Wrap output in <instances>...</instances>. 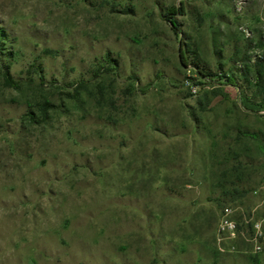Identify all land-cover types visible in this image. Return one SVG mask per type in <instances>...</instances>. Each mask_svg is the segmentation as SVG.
Masks as SVG:
<instances>
[{
  "label": "rangeland",
  "instance_id": "obj_1",
  "mask_svg": "<svg viewBox=\"0 0 264 264\" xmlns=\"http://www.w3.org/2000/svg\"><path fill=\"white\" fill-rule=\"evenodd\" d=\"M262 66L264 0H0V264H264Z\"/></svg>",
  "mask_w": 264,
  "mask_h": 264
},
{
  "label": "trees",
  "instance_id": "obj_2",
  "mask_svg": "<svg viewBox=\"0 0 264 264\" xmlns=\"http://www.w3.org/2000/svg\"><path fill=\"white\" fill-rule=\"evenodd\" d=\"M256 73H257V78L261 79L262 81H264L263 80L264 79V66L258 68L256 70ZM4 84L7 87H10V88H16L17 87V84L13 81V79L10 77V75L8 73H6L4 75Z\"/></svg>",
  "mask_w": 264,
  "mask_h": 264
},
{
  "label": "built area",
  "instance_id": "obj_3",
  "mask_svg": "<svg viewBox=\"0 0 264 264\" xmlns=\"http://www.w3.org/2000/svg\"><path fill=\"white\" fill-rule=\"evenodd\" d=\"M229 213H230V210L226 209L225 210V214H224L225 215L224 219L221 222V226H222L223 229L227 230V232H229L232 236H235V234H236V225L231 220L225 218V217H227L229 215ZM256 227H258V225Z\"/></svg>",
  "mask_w": 264,
  "mask_h": 264
}]
</instances>
